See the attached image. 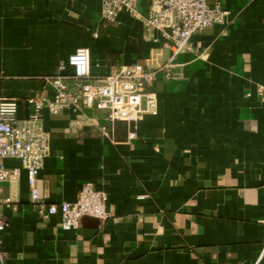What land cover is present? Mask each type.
<instances>
[{
  "label": "crops",
  "instance_id": "0c3cea01",
  "mask_svg": "<svg viewBox=\"0 0 264 264\" xmlns=\"http://www.w3.org/2000/svg\"><path fill=\"white\" fill-rule=\"evenodd\" d=\"M220 3L225 23L172 60L140 20L105 22L102 0H0V100L17 103L18 124L79 48L89 83L122 66L157 70L131 87L155 95V116L109 124L91 108L42 112L50 139L37 203L21 163L3 161L18 173L0 182V264H264V0ZM150 4L138 0L142 18ZM87 183L106 193L110 217L63 229L46 207L75 202Z\"/></svg>",
  "mask_w": 264,
  "mask_h": 264
},
{
  "label": "built area",
  "instance_id": "2783aa9c",
  "mask_svg": "<svg viewBox=\"0 0 264 264\" xmlns=\"http://www.w3.org/2000/svg\"><path fill=\"white\" fill-rule=\"evenodd\" d=\"M138 0H102V18L114 23L118 15L126 13L140 20L146 30L159 32L154 39L161 48L171 50L172 60L178 53L188 48L194 35L214 25H223L228 12L222 8L220 0H151L149 14L142 18L137 12ZM64 66L72 73H62ZM60 71L46 78L52 88V96L31 98L27 103L32 113L23 124L17 123V103L0 100V182L17 176V170H7L6 158L18 160L26 172L30 200L39 201L37 180L45 158L49 155V134L41 125V115L46 110L57 115L65 109H96L106 111L109 124L116 121L137 122L142 114L155 116L157 100L153 93L142 96L134 86L150 85L156 78L157 70L134 64L122 66L118 72L101 81L89 83L90 56L87 48H79L71 54ZM169 66L161 70L170 77ZM73 85V88L70 85ZM144 99V105H142ZM105 128H101V131ZM4 200V203H9ZM107 195L96 190L91 183L85 184L73 203L51 204L46 207L47 215H59L63 229L76 230L85 219L105 222L110 213L106 208ZM7 223L0 218V235ZM264 258V244L257 261Z\"/></svg>",
  "mask_w": 264,
  "mask_h": 264
}]
</instances>
